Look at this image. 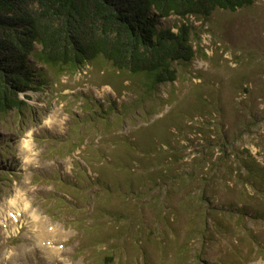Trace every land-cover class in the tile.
Returning a JSON list of instances; mask_svg holds the SVG:
<instances>
[{"label":"rangeland","instance_id":"374dc122","mask_svg":"<svg viewBox=\"0 0 264 264\" xmlns=\"http://www.w3.org/2000/svg\"><path fill=\"white\" fill-rule=\"evenodd\" d=\"M179 20L171 15L165 23ZM188 21L194 27L196 54L190 61L173 64L175 80L146 92L127 72L99 59L57 76L47 71V80L38 90H28L26 96L21 93L24 103L0 117V148L9 151L5 158L0 152V264H141L140 249L129 239V232L138 229V235L143 230L158 235L168 231L170 222L184 225L183 216L175 220L172 211L185 207L175 194H163L169 182L155 185L149 179L165 163L154 165L149 157L156 146L171 144L181 158L168 166L169 174L184 171V161L187 167L204 153L200 150L205 142L198 136L211 128L209 124L220 122L234 142L228 146L232 152L246 148L264 159V122L251 129L250 124L249 130L247 125L251 111L264 108V0L234 11L217 9L207 19L189 16ZM206 99L212 102L209 108ZM112 106L118 110L111 111ZM99 111L105 116L91 118ZM216 131L211 128L209 133ZM116 134L137 149L124 157L132 170L118 172L113 167L123 160L112 159L104 166L98 152L92 160L101 164L98 170H103L101 176L114 190L115 178L124 183L126 188L106 206L127 213L128 224L94 214L99 204L93 207L91 193L97 188L91 180L97 170L82 158L96 147L97 138L109 152L107 146ZM219 136L213 134V139L220 141ZM213 150L214 161L222 160L217 147ZM130 185L133 188L127 190ZM136 186L140 189L131 193ZM245 225L251 230L250 239L240 232L225 236L212 228L206 231V257L224 262L230 248L236 247V252L251 255L245 264H264L255 245L262 243L264 255V222L248 218ZM115 229L125 230L126 239L113 238ZM151 237L146 264H173V254L161 256ZM111 252V261L105 260Z\"/></svg>","mask_w":264,"mask_h":264},{"label":"trees","instance_id":"16d2710c","mask_svg":"<svg viewBox=\"0 0 264 264\" xmlns=\"http://www.w3.org/2000/svg\"><path fill=\"white\" fill-rule=\"evenodd\" d=\"M255 1L0 0V117L24 103L21 93L26 96V91L38 90L47 80V71H52L57 76L65 70L73 72L99 59L127 72L129 79L135 78L132 80L141 83L146 92L160 84L171 82L177 77L173 64L190 61L196 54L192 40L194 27L188 21L189 16L207 19L217 9L234 11L248 7ZM171 15L180 20L168 25L165 20ZM206 100L209 108L212 102ZM112 109L118 110L114 106L110 107L111 111ZM95 113L91 118L105 116L104 111ZM251 117L250 122H247L248 130L250 124L251 129L264 122V108L260 112L251 111ZM209 125L217 130L213 134H219L220 141L213 139V134L209 133L211 128L206 133L199 130L203 132L198 140L205 142L200 150L204 153L188 162L187 167L184 161V171L174 170L169 174L168 166L181 158L171 144L165 145V148L163 145L156 146L153 156L149 157L153 158L150 161L154 165L161 166L165 163L149 179L155 185L169 182L164 187L163 194H175L180 206L185 207L177 209V212L184 210L183 214L172 211L175 220H178V216L182 220L183 216L184 225L176 227L170 222L168 231L159 232L158 235L144 230L138 235V229L129 232V239L140 249L141 264L147 263L146 246L151 241V235L154 236L155 249L161 256L167 252L169 255L173 254V264H245L251 258L243 250L236 252V247L230 248L229 258L224 262L217 257L209 260L205 255L203 239L209 229L218 233L222 231L225 236L240 232L250 239L251 230H248L245 221L249 218L264 222V159H258L246 148L238 153L232 152L233 149L228 146L234 142L223 131L220 122ZM120 136L122 135H115L116 140L111 144L113 148L107 146L110 150L107 152L95 135L97 143L94 145L99 150L92 146L82 158L89 168L94 165V170H97L91 180L97 188L91 193L93 207L99 204L93 208L96 209L94 214H105V217L113 218L114 221L128 224L129 218L125 220L127 213L118 211V207L106 206L107 202H112L126 188L122 186L124 183L115 178L114 190L101 176L103 170H98L103 168L101 164L106 166L112 159L116 162L123 160V164L113 166L118 172L127 167L132 170L133 166H127L124 157H131L137 149L132 142L120 140ZM122 147L127 151H123ZM214 147H217L216 152L222 154V160L214 161L217 158H213ZM122 151L126 153L123 154ZM0 152L3 158L9 154L5 147H1ZM97 152L101 157L100 165L92 160ZM216 169L215 174L211 175L210 170ZM129 188L132 189V185L127 190ZM139 189L140 186H136L131 193ZM115 210L117 211L114 212ZM233 220L245 230L241 231L238 224H233ZM124 231L115 229L113 238L119 235L125 240ZM255 245L260 247L256 254L264 259L262 243L258 241ZM104 257L111 261L113 253L105 254Z\"/></svg>","mask_w":264,"mask_h":264}]
</instances>
